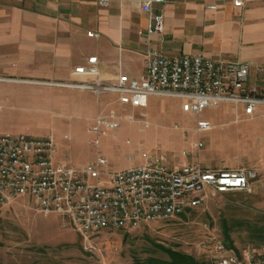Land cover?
<instances>
[{"label": "built area", "instance_id": "obj_1", "mask_svg": "<svg viewBox=\"0 0 264 264\" xmlns=\"http://www.w3.org/2000/svg\"><path fill=\"white\" fill-rule=\"evenodd\" d=\"M166 0H140V9L148 15V25L139 31L150 38L164 32V13L155 5ZM106 4L107 0H102ZM242 5V0H234ZM88 36L99 34L88 31ZM264 74V65L258 66ZM79 74L97 75L98 57L91 56L76 68ZM263 83L252 82L250 64L232 60H214L202 54L164 53L149 48L144 74L140 78L120 73L102 80L91 77L78 82L48 81L92 92L97 97L115 94L121 105L144 108L151 96L179 98L182 109L199 114L222 103L243 107V115L255 117L264 106ZM143 115V114H142ZM133 119L132 117H130ZM121 116L116 110L98 114L91 126L90 143L97 158L79 166L55 161L56 144L47 137L21 133L0 134V204L29 196L43 213H57L69 219L84 239L101 230H131L157 221H168L196 209L216 194L251 191L258 171L253 167L211 168L194 159L203 147L185 149L176 161L160 149L148 154L141 166L115 171L101 154V136L106 130H118ZM144 127L149 121L143 119ZM211 127L198 122V130ZM212 264H264V244L238 252L223 240L211 241Z\"/></svg>", "mask_w": 264, "mask_h": 264}, {"label": "rangeland", "instance_id": "obj_2", "mask_svg": "<svg viewBox=\"0 0 264 264\" xmlns=\"http://www.w3.org/2000/svg\"><path fill=\"white\" fill-rule=\"evenodd\" d=\"M225 108L222 103L191 114L182 110L180 99L162 96L149 98L142 110L145 118L140 117L141 109L116 107L121 127L101 136V154L118 171L143 165L157 149L176 161L183 150H194L202 141L194 159L203 165L258 171L251 191L216 194L186 217L131 230H101L89 239L67 217L40 212L31 197H17L0 204V264H153L154 259L168 260L174 250L212 264L211 241L215 239L229 242L227 246L238 251L263 245L264 117H257L264 113L227 119ZM143 119L149 121L148 127ZM200 120L209 121L211 127L199 131ZM88 123L50 106L5 103L0 109V132L29 129L34 136L50 138L57 147L55 161L66 166L79 167L97 158Z\"/></svg>", "mask_w": 264, "mask_h": 264}, {"label": "crops", "instance_id": "obj_3", "mask_svg": "<svg viewBox=\"0 0 264 264\" xmlns=\"http://www.w3.org/2000/svg\"><path fill=\"white\" fill-rule=\"evenodd\" d=\"M101 1L0 0V109L5 103L50 106L88 119L92 134L95 117L116 107L141 109L145 118L142 110L149 100L146 107L133 108L121 105L115 94L97 97L48 81L110 80L120 73L140 78L152 47L169 55L248 62L251 81L263 83L257 68L264 65V0H242V5L234 0H166L154 6L164 13V32L150 38L139 33L148 25L140 0ZM88 31L99 35L90 37ZM91 56L98 57L99 73L79 74L76 68ZM223 104L227 119L243 115L242 106Z\"/></svg>", "mask_w": 264, "mask_h": 264}, {"label": "trees", "instance_id": "obj_4", "mask_svg": "<svg viewBox=\"0 0 264 264\" xmlns=\"http://www.w3.org/2000/svg\"><path fill=\"white\" fill-rule=\"evenodd\" d=\"M195 209H191L188 212L180 215V216H185L188 213L194 212ZM225 240V239H224ZM226 241V240H225ZM230 243L226 241V245H229ZM261 244H259L258 246H260ZM231 248V247H229ZM236 252H238V250H236L235 248H233ZM153 264H203V262H200L198 260H196L193 256L191 255H187L185 253L182 252H178V251H171L170 253V258L168 260H153Z\"/></svg>", "mask_w": 264, "mask_h": 264}]
</instances>
